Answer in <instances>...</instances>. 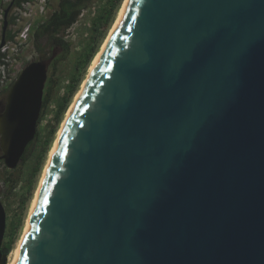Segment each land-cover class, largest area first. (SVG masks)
I'll use <instances>...</instances> for the list:
<instances>
[{
	"label": "water",
	"instance_id": "water-1",
	"mask_svg": "<svg viewBox=\"0 0 264 264\" xmlns=\"http://www.w3.org/2000/svg\"><path fill=\"white\" fill-rule=\"evenodd\" d=\"M55 55L25 65L8 91L9 169L36 135ZM5 226L0 199V264ZM15 264H264V0L126 1Z\"/></svg>",
	"mask_w": 264,
	"mask_h": 264
},
{
	"label": "rangeland",
	"instance_id": "rangeland-1",
	"mask_svg": "<svg viewBox=\"0 0 264 264\" xmlns=\"http://www.w3.org/2000/svg\"><path fill=\"white\" fill-rule=\"evenodd\" d=\"M11 1L14 2V0L0 1V39L2 33L4 11ZM57 3L58 0H52L50 10L55 9L57 7ZM104 3L105 0H92L88 7L82 10L77 21L63 33L64 38L70 43L69 50L67 52H64L62 49H56L55 53H63V56L60 57V59H58L55 63L52 62L50 67L48 68V77H52L54 81L51 89L49 90L50 100L47 107L41 108L36 128V135L28 145V151L25 160H22L21 158L17 166L13 169L7 168L3 160H0V199L6 214V226L2 241V247L7 243V240L10 236L11 238H13L11 250L9 251L8 255L16 246L18 240L22 235L27 217L29 215L33 197L38 188L40 178L44 171L50 150L52 149V146L57 137L58 130L61 127L64 117L74 97L76 96L78 90L80 89L82 83L86 78L93 59L95 58L103 42L108 36V33L110 32V29L112 28L116 20V17L124 3V0H121V3L115 11L114 16L108 24L107 28L101 30L102 33L97 38L96 50L94 51L91 60L87 63L85 69L81 72V66L76 67V63L79 58H82L85 49H87L93 43L92 38L95 36V33L93 31L92 19L96 15L99 7ZM15 7L17 6H13L12 4L7 14V20L10 16H15L16 18V14H19L18 10L15 9ZM32 19H35V16H33ZM22 26L23 25L21 22L16 21L15 24H12L10 26V28L13 31H17V29L21 28ZM35 27L36 21L34 20L27 41L19 46L17 50H13L12 48H10L5 53L6 55H8V57H12V60L8 63V79L2 86H0V103L3 106H5L6 97L11 85L16 80L24 66L34 60L46 59L47 55L50 52L49 47L45 46L44 40H41V51H39L35 47L34 40L32 38L33 29ZM0 53L2 52L0 51ZM74 73L81 74L80 83L77 90L71 97L69 105L65 113L62 115L60 122L57 124L55 132L51 137L50 143H46L50 137V130L55 125L53 116L55 112V101L66 93V86L70 82V79L74 75ZM46 93L47 86L45 85L44 95H46ZM45 148L46 151L45 153H43L44 156L40 168L37 172H35L34 169L39 159L38 157L39 155H41L43 149ZM1 154L2 151L0 147V155Z\"/></svg>",
	"mask_w": 264,
	"mask_h": 264
},
{
	"label": "trees",
	"instance_id": "trees-1",
	"mask_svg": "<svg viewBox=\"0 0 264 264\" xmlns=\"http://www.w3.org/2000/svg\"><path fill=\"white\" fill-rule=\"evenodd\" d=\"M1 1V0H0ZM22 0H14L13 6L20 5ZM92 2V0H58L57 7L53 9V11L49 14V16L41 23H38L36 27L33 29L32 38L34 40L35 47L41 51L42 48L40 46L41 40H44L45 46L49 47V54L46 58L51 57V55L56 51V49H62L64 52L69 50L70 43L64 38L63 33L70 28L78 19L83 9L88 7V5ZM121 0H105V3L101 5L92 19L93 31L95 36L92 38L93 43L87 49H85L82 58H79L76 67L82 68L81 72L85 69L87 63L91 60L94 51L97 46V38L102 33V29H106L110 21L112 20L115 11L119 7ZM15 16H10L8 19V29L5 33V40L12 41L16 35V31L12 30L10 26L15 24ZM5 53H0V62H4L3 58H5ZM62 54H58L53 59V63H55ZM81 80L80 73H74L71 77L70 82L66 86V93L55 101V112H54V121L55 125L50 130V137L46 143H50L51 137L55 132L57 124L60 122L62 115L65 113L71 97L75 93L78 88V85ZM52 77H48L46 86L47 93L43 96V105L42 107H47L49 103V90L53 84ZM30 144V143H29ZM28 151V146L25 149V152L22 156V160H25L26 154ZM46 151V148L43 149L41 155H39V159L37 161L36 167L34 169L37 172L40 168L41 162L43 160V156ZM13 242V238L11 236L7 240V243L2 247V252L9 253L11 250V244Z\"/></svg>",
	"mask_w": 264,
	"mask_h": 264
},
{
	"label": "built area",
	"instance_id": "built-area-1",
	"mask_svg": "<svg viewBox=\"0 0 264 264\" xmlns=\"http://www.w3.org/2000/svg\"><path fill=\"white\" fill-rule=\"evenodd\" d=\"M52 0H22L20 5L15 7L19 14H16V21L22 23V27L18 28L14 40L6 41L0 48L2 53H6L8 49L12 48L17 50L19 46L25 43L29 37L31 27L34 20L36 25L43 22L49 14L53 11L50 10ZM35 16V19L32 17ZM12 60V57L6 55L3 58L4 62H0V86H2L8 79V63Z\"/></svg>",
	"mask_w": 264,
	"mask_h": 264
},
{
	"label": "bare ground",
	"instance_id": "bare-ground-1",
	"mask_svg": "<svg viewBox=\"0 0 264 264\" xmlns=\"http://www.w3.org/2000/svg\"><path fill=\"white\" fill-rule=\"evenodd\" d=\"M126 1H127V0H124V3H123V5H122V7H121V9H120V11H119L117 17H116V20H115V22H114L112 28L110 29V32L108 33V36L106 37V39H105V41L103 42V44H102L100 50L98 51V53L96 54L95 58L93 59L91 65H90V67H89L88 73H87V75H86V78H85L84 82L82 83L80 89L78 90L76 96L74 97V99H73V101H72V103H71V105H70V107H69V109H68V111H67V113H66V115H65V117H64V120H63V122H62V124H61V127H60V129L58 130L57 137H56L55 142H54V144H53V146H52V149L50 150V153H49V156H48V159H47V162H46V165H45L44 171H43L42 176H41V178H40V181H39V184H38V188H37V190H36V192H35V195H34V197H33L32 204H31V208H30V211H29V215H28V217H27V220H26V223H25V226H24V230H23L22 235H21L20 239L18 240L16 246L12 249V251L10 252V254L7 256V260H6V263H5V264H15V263H16V259H17V256H18V252H19V249H20V246H21V243H22L23 237H24V235H25V233H26V230H27V226H28V222H29V218H30V214H31V211H32L33 205H34V203H35V200H36V197H37V194H38V191H39L40 185H41V183H42V180H43V177H44L45 171H46V169H47V166H48L49 160H50V158H51L52 152H53V150H54V147H55V145H56V142H57V140H58V137H59V135H60V132H61V130H62V127H63V125H64V122H65V120H66V118H67V116H68V114H69V112H70V110H71V108H72L74 102L76 101L77 97L79 96V94H80V92H81V90H82V88H83V86H84V83H85L86 79L88 78V76H89V74H90L92 68L94 67L96 61L98 60V58H99V56H100V54H101V51H102V48H103L104 44L106 43V41H107V39L109 38V36H110L112 30L114 29V27H115V25H116V23H117V21H118L120 15H121L122 9H123V7H124Z\"/></svg>",
	"mask_w": 264,
	"mask_h": 264
},
{
	"label": "flooded vegetation",
	"instance_id": "flooded-vegetation-1",
	"mask_svg": "<svg viewBox=\"0 0 264 264\" xmlns=\"http://www.w3.org/2000/svg\"><path fill=\"white\" fill-rule=\"evenodd\" d=\"M55 52V51H54ZM59 53H56V55L55 56H57ZM55 58V57H54ZM47 59V58H46ZM53 62V60L51 61V63ZM51 63H50V65H51ZM50 65H49V67H50ZM3 109H4V106L0 103V113L3 111ZM1 160V159H0Z\"/></svg>",
	"mask_w": 264,
	"mask_h": 264
}]
</instances>
